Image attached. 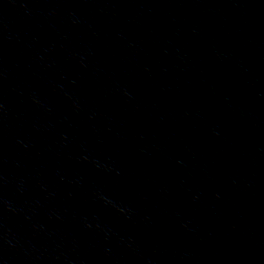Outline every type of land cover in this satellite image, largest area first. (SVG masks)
I'll use <instances>...</instances> for the list:
<instances>
[{
	"label": "water",
	"instance_id": "obj_1",
	"mask_svg": "<svg viewBox=\"0 0 264 264\" xmlns=\"http://www.w3.org/2000/svg\"><path fill=\"white\" fill-rule=\"evenodd\" d=\"M0 264H264V0H0Z\"/></svg>",
	"mask_w": 264,
	"mask_h": 264
}]
</instances>
